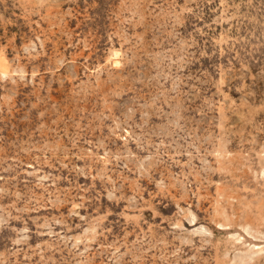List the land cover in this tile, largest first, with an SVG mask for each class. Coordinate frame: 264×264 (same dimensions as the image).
Masks as SVG:
<instances>
[{
  "label": "rangeland",
  "instance_id": "374dc122",
  "mask_svg": "<svg viewBox=\"0 0 264 264\" xmlns=\"http://www.w3.org/2000/svg\"><path fill=\"white\" fill-rule=\"evenodd\" d=\"M0 264H264V0H0Z\"/></svg>",
  "mask_w": 264,
  "mask_h": 264
}]
</instances>
